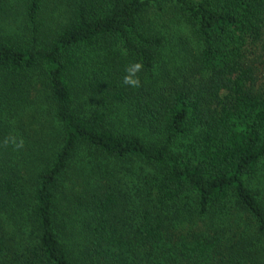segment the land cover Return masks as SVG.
<instances>
[{
	"label": "trees",
	"instance_id": "16d2710c",
	"mask_svg": "<svg viewBox=\"0 0 264 264\" xmlns=\"http://www.w3.org/2000/svg\"><path fill=\"white\" fill-rule=\"evenodd\" d=\"M0 264H264V0H0Z\"/></svg>",
	"mask_w": 264,
	"mask_h": 264
},
{
	"label": "clouds",
	"instance_id": "9594fccd",
	"mask_svg": "<svg viewBox=\"0 0 264 264\" xmlns=\"http://www.w3.org/2000/svg\"><path fill=\"white\" fill-rule=\"evenodd\" d=\"M142 69L143 64L140 62H133L130 65L126 66V74L123 76L122 83L132 88L140 87L141 82L137 73L142 71ZM9 144L13 146L14 150H20L24 147V140L22 138L18 140L17 137L10 135L3 141L4 146H7Z\"/></svg>",
	"mask_w": 264,
	"mask_h": 264
},
{
	"label": "rangeland",
	"instance_id": "374dc122",
	"mask_svg": "<svg viewBox=\"0 0 264 264\" xmlns=\"http://www.w3.org/2000/svg\"><path fill=\"white\" fill-rule=\"evenodd\" d=\"M21 1H22V0H20V2H21ZM163 21H164V22L161 23L160 25H163V26L165 27V30H166L167 32H171V33L175 34V33L178 31V29H177L178 24L175 23V22H173L170 18L167 17V18L164 19ZM37 128H38V126L32 127L33 130H34V129H37ZM21 134H22V133H21ZM21 138H22L24 141H27V140H28V137H26V136L23 137V136L21 135ZM20 167H22V164H20ZM12 234H13V235H16L15 239H18V240L20 241V243H25V238H24L23 235H19L18 233H15V230H13ZM29 240H30V236H29L27 242H29ZM27 242H26V244H27ZM26 244H25L24 246H26Z\"/></svg>",
	"mask_w": 264,
	"mask_h": 264
}]
</instances>
